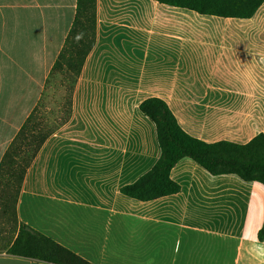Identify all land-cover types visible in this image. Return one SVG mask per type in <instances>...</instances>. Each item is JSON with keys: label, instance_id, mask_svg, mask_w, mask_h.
<instances>
[{"label": "crops", "instance_id": "1", "mask_svg": "<svg viewBox=\"0 0 264 264\" xmlns=\"http://www.w3.org/2000/svg\"><path fill=\"white\" fill-rule=\"evenodd\" d=\"M77 0H0V163L47 87ZM157 97L207 143L264 134V3L251 18L154 0H97V42L70 120L45 141L17 203L21 223L92 264H264V184L212 175L185 157L180 192L121 188L160 157L139 108ZM0 264H52L0 250Z\"/></svg>", "mask_w": 264, "mask_h": 264}, {"label": "trees", "instance_id": "2", "mask_svg": "<svg viewBox=\"0 0 264 264\" xmlns=\"http://www.w3.org/2000/svg\"><path fill=\"white\" fill-rule=\"evenodd\" d=\"M200 14L230 18H251L264 0H154ZM97 42V0H77L73 24L49 77L61 73L67 82L65 110L59 125L37 122L38 105L12 141L0 163V250L52 264H92L51 238L21 223L17 203L25 175L45 141L66 124L73 111V94L88 55ZM49 80L47 84L49 83ZM40 102V101H39ZM156 127L161 154L153 167L121 192L139 201H150L180 192L171 170L188 157L210 174H235L245 181L264 184V134L246 144L229 141L207 143L186 133L166 102L147 98L139 106ZM258 238L264 241V223Z\"/></svg>", "mask_w": 264, "mask_h": 264}, {"label": "rangeland", "instance_id": "3", "mask_svg": "<svg viewBox=\"0 0 264 264\" xmlns=\"http://www.w3.org/2000/svg\"><path fill=\"white\" fill-rule=\"evenodd\" d=\"M66 84L63 75L59 72L55 73L47 84L36 113L37 122L45 128L59 125L65 110Z\"/></svg>", "mask_w": 264, "mask_h": 264}]
</instances>
